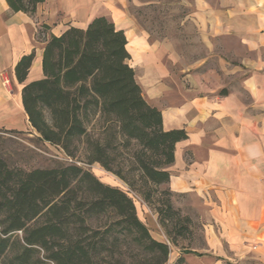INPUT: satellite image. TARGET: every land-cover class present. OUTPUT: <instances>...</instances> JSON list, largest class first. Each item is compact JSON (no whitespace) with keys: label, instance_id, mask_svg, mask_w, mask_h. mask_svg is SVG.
I'll list each match as a JSON object with an SVG mask.
<instances>
[{"label":"trees","instance_id":"1","mask_svg":"<svg viewBox=\"0 0 264 264\" xmlns=\"http://www.w3.org/2000/svg\"><path fill=\"white\" fill-rule=\"evenodd\" d=\"M42 1L6 0L11 10L30 14ZM126 43L124 31L104 15L48 33L42 76L22 85L21 103L36 139L72 160L99 163L131 188L140 180L141 198L152 202L157 186L169 180L175 142L186 133L163 129L160 110L147 102L128 63ZM33 57L34 50L16 62L18 82ZM119 149L127 163L114 167ZM155 201L158 222L175 243L185 225L168 197ZM129 250L136 255L128 258ZM168 252L126 191L76 161L24 167L0 150V264H166Z\"/></svg>","mask_w":264,"mask_h":264},{"label":"crops","instance_id":"2","mask_svg":"<svg viewBox=\"0 0 264 264\" xmlns=\"http://www.w3.org/2000/svg\"><path fill=\"white\" fill-rule=\"evenodd\" d=\"M112 0H107L110 2ZM101 0H43L35 11H13L0 0V125L19 129L27 116L21 103L24 83L42 76V47L33 40L35 17L43 6L63 11L66 27H85L104 13H90ZM198 24L207 38V54L191 72L174 73L157 55V46L129 22H114L125 45L143 96L161 112L164 130L182 129L164 183L178 193H192L206 208V247L184 248L171 264H264V61L244 54L233 84L227 40L236 38L243 52L264 49V0L196 1ZM55 14V12H53ZM107 17V16H106ZM123 20V19H122ZM47 24V22H44ZM34 50L23 82L14 66ZM17 89L11 91V84ZM29 125V123H28ZM169 240V239H168ZM187 254L193 255L192 257ZM236 262V263H237Z\"/></svg>","mask_w":264,"mask_h":264},{"label":"rangeland","instance_id":"3","mask_svg":"<svg viewBox=\"0 0 264 264\" xmlns=\"http://www.w3.org/2000/svg\"><path fill=\"white\" fill-rule=\"evenodd\" d=\"M103 3L94 7L90 13H104L115 22H129L132 28L147 37L149 42L157 46V55L174 73L181 74L180 70L191 72L196 68L198 60L207 54V38L202 33V26L198 24L197 0H101ZM211 3L217 0H206ZM55 12V14H53ZM123 19V20H122ZM63 11L58 8H48L46 5L41 13L34 19L33 40L39 47L48 33L58 31L66 27ZM44 22H47L45 24ZM44 25L47 27L45 28ZM227 48L231 55H227V61L231 67L230 79L233 84L238 83L240 77L239 68L243 67L240 60L246 57L249 60L260 59L264 61V49L243 52L236 38L227 40ZM139 71L136 70V80H139ZM17 84H11V91L15 92ZM93 123V122H92ZM91 124L88 125L90 128ZM16 131L9 127L0 125V148L12 161L24 167L51 166L59 162L66 163L76 161L77 164L88 169L102 182L116 186L128 193L132 198L138 217L147 225L150 234L168 244V255L166 264H171L179 253H186L184 248L202 251L206 247L204 227L207 224L206 208L202 201L192 193H178L173 191L169 185L160 184L156 188L152 202H145L139 193L140 180H133L135 187L116 176L113 172L106 170L99 163L91 164L72 160L66 156L58 147L47 142L36 139L37 133L31 129L27 122ZM0 149V150H1ZM116 163L114 167L127 163V154L122 149L116 151ZM125 170V168H124ZM131 181V180H130ZM166 196L172 205L174 216L181 224L185 225L184 233L175 235V243L167 239L164 227L158 222L155 210L158 197ZM173 222V221H172ZM167 228H172L168 222ZM136 255V251L129 250L128 258ZM192 257L193 255L187 254ZM237 260L226 264L236 263Z\"/></svg>","mask_w":264,"mask_h":264}]
</instances>
